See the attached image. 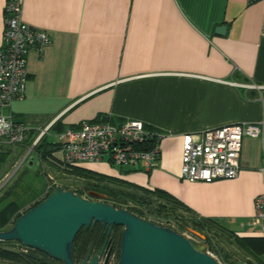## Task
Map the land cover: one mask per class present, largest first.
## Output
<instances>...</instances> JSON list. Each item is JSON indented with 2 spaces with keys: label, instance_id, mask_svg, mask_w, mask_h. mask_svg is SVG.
<instances>
[{
  "label": "crops",
  "instance_id": "crops-1",
  "mask_svg": "<svg viewBox=\"0 0 264 264\" xmlns=\"http://www.w3.org/2000/svg\"><path fill=\"white\" fill-rule=\"evenodd\" d=\"M20 1L23 22L50 39L41 52H28L25 92L11 104L13 120L27 129L26 137L48 128L46 140L57 143L58 133L50 128L55 123L67 128L103 115L113 125L141 121L145 129L165 135L155 167L129 174L107 162L75 167L165 192L185 208L177 207L178 212L214 223L215 238L226 243L219 254L230 264H238L236 256L256 264L233 238H262L251 221L254 200L264 192V3ZM5 4L0 0V46ZM220 26L226 28L223 34L216 33ZM237 124L261 128L258 137L241 140L237 177L182 180V136ZM14 146L11 159L19 160L28 149ZM60 155L58 149L50 159L39 160L65 173L56 166ZM43 187L45 194L46 178Z\"/></svg>",
  "mask_w": 264,
  "mask_h": 264
},
{
  "label": "built area",
  "instance_id": "built-area-1",
  "mask_svg": "<svg viewBox=\"0 0 264 264\" xmlns=\"http://www.w3.org/2000/svg\"><path fill=\"white\" fill-rule=\"evenodd\" d=\"M249 4L264 0H248ZM264 37V18L261 28ZM50 43L48 36L21 18V1L6 0L4 33L0 46V145H20L27 129L13 120L11 104L23 98L26 84V57L30 50L41 52ZM236 86L235 83H230ZM251 87V86H247ZM109 116L95 121H81L57 134L60 158L56 166L64 171L83 163L107 162L121 168L149 171L157 165L160 142L164 134L144 128L138 120H126L113 125ZM48 128L40 132L38 138ZM261 128L254 124H237L184 134L181 147L180 176L187 182L210 183L219 179H234L239 173L241 140L258 137ZM264 239V192L254 200L251 221ZM264 264V254L262 256ZM108 264H111L108 262Z\"/></svg>",
  "mask_w": 264,
  "mask_h": 264
},
{
  "label": "water",
  "instance_id": "water-1",
  "mask_svg": "<svg viewBox=\"0 0 264 264\" xmlns=\"http://www.w3.org/2000/svg\"><path fill=\"white\" fill-rule=\"evenodd\" d=\"M225 29L220 26L216 33L223 34ZM119 171L129 174L135 170L122 166ZM87 196L56 186L42 202L18 217L11 228L0 231V242L17 241L61 264H75L72 257L75 236L80 229L100 223L107 228V235L113 226L123 228L117 264H220L203 244L188 239L172 225H157L127 210L114 208L98 201L104 196L94 191H88ZM190 232L205 239L195 230ZM107 261L108 256L104 264ZM97 263V257H93L88 263L85 260L80 264Z\"/></svg>",
  "mask_w": 264,
  "mask_h": 264
},
{
  "label": "trees",
  "instance_id": "trees-1",
  "mask_svg": "<svg viewBox=\"0 0 264 264\" xmlns=\"http://www.w3.org/2000/svg\"><path fill=\"white\" fill-rule=\"evenodd\" d=\"M50 128L55 133H60L66 127L61 126L59 123H55ZM34 135V133L30 135L28 134L22 145H24V148L26 149L31 148V152L38 154L40 160L45 161L50 159L52 154L60 148L59 144L48 142L45 134H43L33 145L35 137L38 136ZM10 153L11 145L10 147L9 145H0V175L3 172V168L7 164ZM64 171L70 176L86 181L84 187L87 192L94 191L104 196L103 199H98V201L109 203L117 209L127 210L137 217L157 225L163 226L171 224V220H174L180 231H177L175 228L174 229L179 233L190 227L205 236L204 246L207 252L211 251L214 254H219L218 249L215 251L214 245L216 246V244L211 235V232L214 229V223L209 220L196 221L189 215L182 216L178 214V208H185H183L180 204H177V202L165 192L159 190L149 192L144 188L128 184L119 179L98 175L75 166ZM54 188L55 186H52L45 194H43L45 187H42L37 195L23 205L18 203V196L14 194L15 192L11 191L12 188L7 189L0 196V231L8 230V225H11L12 227L14 221L18 217L42 202ZM77 194L82 196L83 193L78 191ZM149 216L157 218L158 221L161 219H165L166 221L164 223H160L150 219ZM121 233V227L113 226L110 234L107 235V228L102 227L100 223L90 224L87 229H80L72 244V257L74 262H80L89 248L97 251L104 243L109 244L111 247L116 246V260L118 261ZM213 236L215 238L214 234ZM17 243L19 244L21 250H11L5 248L3 245L9 244V242H0V260H4L12 264H61L37 250L23 247L19 242ZM233 243L242 253L256 262V264H263L262 256L264 254V239L234 237ZM219 256L222 259V262L230 264L227 256L223 257L221 254H219Z\"/></svg>",
  "mask_w": 264,
  "mask_h": 264
},
{
  "label": "rangeland",
  "instance_id": "rangeland-1",
  "mask_svg": "<svg viewBox=\"0 0 264 264\" xmlns=\"http://www.w3.org/2000/svg\"><path fill=\"white\" fill-rule=\"evenodd\" d=\"M50 140L56 141V139L53 136L49 137ZM16 146H12L11 150ZM25 150H23L22 153H24ZM29 152V153H28ZM29 151V149L26 151L25 156L21 157L19 160H12V155L10 154L7 160V165L5 166L4 171L0 175V194L4 193L7 189L12 188V192H15L14 194L18 196V203L20 205H23L24 203L28 202L31 198H33L35 195H37L40 191V189L44 185V179L46 178L48 181V190L52 186H60L61 188L67 190V189H73L77 193L78 191H81L82 197L87 198V190H85V184L86 181L75 178L73 176H70L68 174L56 171L50 167H48L47 164H44L40 162L38 158L35 157V155ZM32 155V156H31ZM30 157H32L33 161L30 163L28 160ZM4 173V174H3ZM13 185V186H12ZM12 186V187H11ZM47 190V191H48ZM178 214L184 216L181 212H178ZM150 219H153L154 221L164 223L166 220L161 219L158 221L157 218L149 216ZM173 228H175L177 231H180L178 229V226L174 222V220H171V224ZM11 228V225H8L7 229ZM190 228L186 229L185 231H182L181 233L186 236L188 239L192 240L193 242L204 244L203 238L197 236L196 234H193L189 231ZM214 232H211L213 241L215 242L216 246L214 245L215 251L219 248L225 247L226 243H224L222 240H219L218 238H214L213 234ZM215 235V234H214ZM216 236V235H215ZM214 244V243H213ZM3 247L11 249V250H21L19 247V244L16 241H10L9 244L3 245ZM111 252L109 253V259L108 261L111 264H117L116 260V246L111 247ZM226 248V247H225ZM206 249V248H205ZM207 251V250H206ZM210 255H212L214 258L218 259L219 263L225 264L222 262V259L220 258L219 254H214L213 252H209ZM234 257V256H231ZM237 263L238 264H244L243 259H241L240 256H236ZM233 261L234 259H230ZM239 260V261H238ZM52 262L51 260H49ZM221 261V262H220ZM241 262V263H239ZM0 264H12L10 262L6 261H0ZM59 264V263H55Z\"/></svg>",
  "mask_w": 264,
  "mask_h": 264
},
{
  "label": "flooded vegetation",
  "instance_id": "flooded-vegetation-1",
  "mask_svg": "<svg viewBox=\"0 0 264 264\" xmlns=\"http://www.w3.org/2000/svg\"><path fill=\"white\" fill-rule=\"evenodd\" d=\"M121 229L123 230L122 227H121ZM104 244L97 251L92 250L91 248H89L88 251L86 252L84 258L80 262H78V263L74 262V263L75 264H80V263L84 262L85 260H86V263H88L89 261H91V259L93 257H97V259H98V263L97 264H104L105 257L108 256V259H109V253L111 252V249H112L109 244H107V243H106V245H104ZM108 262L109 261H107V264H108Z\"/></svg>",
  "mask_w": 264,
  "mask_h": 264
}]
</instances>
